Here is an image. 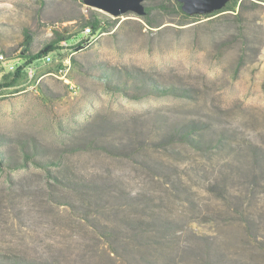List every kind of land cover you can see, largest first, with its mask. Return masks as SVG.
<instances>
[{
	"label": "rangeland",
	"instance_id": "rangeland-1",
	"mask_svg": "<svg viewBox=\"0 0 264 264\" xmlns=\"http://www.w3.org/2000/svg\"><path fill=\"white\" fill-rule=\"evenodd\" d=\"M88 1L0 0V264H264V0Z\"/></svg>",
	"mask_w": 264,
	"mask_h": 264
},
{
	"label": "trees",
	"instance_id": "trees-1",
	"mask_svg": "<svg viewBox=\"0 0 264 264\" xmlns=\"http://www.w3.org/2000/svg\"><path fill=\"white\" fill-rule=\"evenodd\" d=\"M108 18L100 15V14H91L89 17V20L86 22V26L90 27L92 31H97L98 29H100L103 25H108ZM66 41V39H58V41L56 42H51L47 45H45V47L42 49V51H39L33 55H28L26 57H23V63L19 66L16 67L14 73L12 75H5L3 77L4 82L2 84H0V88L2 87H14L16 86L20 80H21V74L24 71V69L30 65L32 62H34L35 60L41 58L42 56L48 54L49 52H52L56 49V47L54 46L55 43L59 42V41ZM23 46H24V51L27 52V49L29 47V41H28V37H26V40H24L23 42ZM7 79H9V81H7Z\"/></svg>",
	"mask_w": 264,
	"mask_h": 264
},
{
	"label": "water",
	"instance_id": "water-1",
	"mask_svg": "<svg viewBox=\"0 0 264 264\" xmlns=\"http://www.w3.org/2000/svg\"><path fill=\"white\" fill-rule=\"evenodd\" d=\"M141 1L142 0H89V4L106 10L114 15H118L127 10H133L137 13L141 11ZM185 5V7L190 8L196 4L197 0H179Z\"/></svg>",
	"mask_w": 264,
	"mask_h": 264
},
{
	"label": "built area",
	"instance_id": "built-area-1",
	"mask_svg": "<svg viewBox=\"0 0 264 264\" xmlns=\"http://www.w3.org/2000/svg\"><path fill=\"white\" fill-rule=\"evenodd\" d=\"M85 31H86V32H90V31H91V28H90V27H86V28H85ZM0 60H2L3 65L8 66V68H9L10 70H13V65H11V64L9 65L8 62H7V60L4 59L3 56H0ZM44 60H46V61H50V57H49V55H46V56L44 57ZM17 66H18V65H17ZM27 69H28L27 74H28L29 78H32V77H33V70L30 69V68H28V67H27Z\"/></svg>",
	"mask_w": 264,
	"mask_h": 264
}]
</instances>
